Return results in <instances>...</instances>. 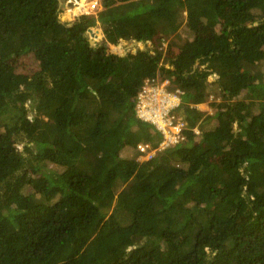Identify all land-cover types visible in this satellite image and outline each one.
<instances>
[{
  "label": "trees",
  "instance_id": "16d2710c",
  "mask_svg": "<svg viewBox=\"0 0 264 264\" xmlns=\"http://www.w3.org/2000/svg\"><path fill=\"white\" fill-rule=\"evenodd\" d=\"M75 1L0 0V264H264V0Z\"/></svg>",
  "mask_w": 264,
  "mask_h": 264
},
{
  "label": "built area",
  "instance_id": "2783aa9c",
  "mask_svg": "<svg viewBox=\"0 0 264 264\" xmlns=\"http://www.w3.org/2000/svg\"><path fill=\"white\" fill-rule=\"evenodd\" d=\"M99 6L100 0H76L74 6L67 8L68 11L66 10L67 14L65 15V19L71 21L83 14L95 13ZM180 100L179 95L167 91L166 83L158 85L147 84L139 94L138 111L144 119L156 123L166 137L168 128L174 129V138L179 142L180 139L183 138V129L185 125L184 122L179 119L177 121L174 116L170 115V109L179 104ZM158 115L162 116V121L159 119L158 122L156 121ZM163 141L157 144H162L163 146L170 144V141L167 139L164 143ZM150 145V143H140L139 154L150 151V155H154L157 150Z\"/></svg>",
  "mask_w": 264,
  "mask_h": 264
},
{
  "label": "rangeland",
  "instance_id": "374dc122",
  "mask_svg": "<svg viewBox=\"0 0 264 264\" xmlns=\"http://www.w3.org/2000/svg\"><path fill=\"white\" fill-rule=\"evenodd\" d=\"M67 11H68V9H67ZM66 14L67 13H65V15ZM65 15H64V18H65ZM4 22H5V12H3V10H0V26L1 27L4 25ZM214 31H215V29L212 30V29L208 28L205 24H202L198 28V34L197 35H199L200 38L205 40V39L210 38V37L212 38L214 36V34H215ZM95 34L98 35V33H96L94 31V34L92 33V40H95L94 39V35ZM102 36H99V39H98L99 41L101 40ZM98 40L95 41V44H96V42H98ZM108 45H111L114 48V50H116V51H119V50L124 51L126 46H133V43H129V41L127 39H121V41L119 43H117V44H114V43L113 44L112 43L103 44V45H101V48H103L105 50ZM55 52H56V50L52 49V48L44 50L43 52H40V55H39V59L40 60L38 61V64L43 66V64H45L50 58H52L55 55ZM165 83H167V82H164L162 84H165ZM201 107L203 109H205V110H209V111L213 110V108H212V106L210 105L209 102L201 104ZM174 131H175L174 129L172 130V129L168 128L167 137H166V135L164 137L163 143L167 139V140L170 141V144H167V145L163 146L162 144L158 145L157 143H150L151 144L150 146L151 147H155V150H157V151H156V153H154V155H150V151L140 153L139 154V158L141 159V161L144 162V161H147V160H152L160 150H162L165 147H168L170 145L176 144L177 141L174 138ZM197 132H199V130H197ZM170 138H171V140H170Z\"/></svg>",
  "mask_w": 264,
  "mask_h": 264
},
{
  "label": "water",
  "instance_id": "95a60500",
  "mask_svg": "<svg viewBox=\"0 0 264 264\" xmlns=\"http://www.w3.org/2000/svg\"><path fill=\"white\" fill-rule=\"evenodd\" d=\"M63 1H66V0H63ZM91 29L93 28V26H91L90 27ZM96 33H98V35L99 36H102L103 35V33H102V31L100 30V29H98V28H96L95 30H94ZM98 35H94V39L95 40H91V42H92V45H95V41H97L98 39H99V36ZM100 50H104L103 48H99ZM105 50H114V48L111 46V45H108L107 46V48L105 49ZM118 52H122L121 50H119Z\"/></svg>",
  "mask_w": 264,
  "mask_h": 264
},
{
  "label": "bare ground",
  "instance_id": "6f19581e",
  "mask_svg": "<svg viewBox=\"0 0 264 264\" xmlns=\"http://www.w3.org/2000/svg\"><path fill=\"white\" fill-rule=\"evenodd\" d=\"M149 114H150V112H149ZM157 117H158V118L156 119L157 122H158V119L162 121V116H161V115H158Z\"/></svg>",
  "mask_w": 264,
  "mask_h": 264
}]
</instances>
